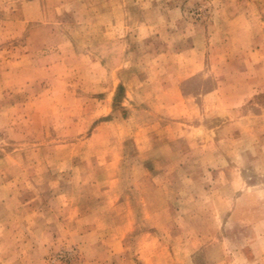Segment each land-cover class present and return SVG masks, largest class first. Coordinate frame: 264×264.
Listing matches in <instances>:
<instances>
[{"label":"rangeland","instance_id":"1","mask_svg":"<svg viewBox=\"0 0 264 264\" xmlns=\"http://www.w3.org/2000/svg\"><path fill=\"white\" fill-rule=\"evenodd\" d=\"M0 264H264V0H0Z\"/></svg>","mask_w":264,"mask_h":264}]
</instances>
